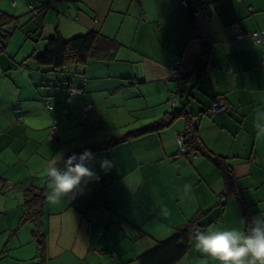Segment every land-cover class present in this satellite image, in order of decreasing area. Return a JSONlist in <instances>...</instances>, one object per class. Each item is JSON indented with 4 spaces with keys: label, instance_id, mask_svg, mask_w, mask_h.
<instances>
[{
    "label": "crops",
    "instance_id": "1",
    "mask_svg": "<svg viewBox=\"0 0 264 264\" xmlns=\"http://www.w3.org/2000/svg\"><path fill=\"white\" fill-rule=\"evenodd\" d=\"M32 1L50 2L38 16L43 35L58 28L68 39L96 29L118 45L110 59L48 73L31 61L18 66L43 50L42 39L26 37L15 50L13 39L9 54L0 55V190L6 187L0 192V264H37L32 224L20 225L26 187H46L48 196L47 167L56 157L172 110L177 61L188 69L182 101L204 146L231 166L239 197L230 196L222 208L219 198L228 191L223 170L201 154L180 151L181 118L92 151L88 166L100 181L74 199H47V264H134L198 210H205L204 230L246 228L242 220L264 213V44L236 38L231 28L238 22L245 31L264 30V0H215L208 18L191 16L179 0H0V8L26 14ZM219 95L228 109L202 112ZM104 159L112 161L107 174L100 169ZM136 227L144 231L140 238ZM195 234L177 264H218L195 249Z\"/></svg>",
    "mask_w": 264,
    "mask_h": 264
},
{
    "label": "trees",
    "instance_id": "2",
    "mask_svg": "<svg viewBox=\"0 0 264 264\" xmlns=\"http://www.w3.org/2000/svg\"><path fill=\"white\" fill-rule=\"evenodd\" d=\"M197 1L206 6L211 4L215 8V0ZM29 7V12L20 15L11 14L0 8V55L2 53L9 54L8 49L11 47L13 39L17 37L16 32L18 30L23 31V34L27 38L29 37L36 42L40 39H46V45L41 52H38L35 49L31 55L24 60L19 61L18 66H28L30 63L28 64L27 62L31 61L35 63L36 68H41L44 73H48L51 70H63L65 67L72 64H85L91 59H110L111 51L118 45L115 38L106 36L96 29L86 34L76 35L67 39L63 37L59 29L56 28L55 33H53V35L51 34L52 36L46 37L42 34L43 24L39 22L38 16L44 15L46 10L51 7L50 2L38 4L32 1ZM183 7L189 9L191 16H197L192 9V2H190L189 7ZM213 13L208 10V16ZM243 31L246 33L264 32V30L261 29L254 31H245L243 29ZM245 38H250L258 44H264V40L262 42H256L252 36H247ZM185 76L186 75H182L180 83L175 79L177 89L176 91L170 92L169 99L172 101V110L165 112L161 117L148 122L146 125L128 130L121 136L113 137L105 142L81 146L66 154L64 158L66 159L72 154L79 155L86 149L91 151L101 150L131 138H137L139 136L158 132L170 127L177 120L183 118L185 121V128L180 135L182 134L184 136L186 151L182 153L186 156L195 153L201 154L219 166L225 173L224 179L228 191L223 198L222 196L219 198L220 205L223 208L227 198L230 196L239 197L236 193L233 170L224 159L218 157L219 155L213 154L212 151L206 148L201 142L197 123L194 120L195 115L193 111H189L186 108V105L182 101L184 93L181 89ZM219 97L220 95L214 97L208 110L204 109L202 112L212 111L213 103ZM227 109L228 105L226 104V109L223 111H226ZM212 112L215 113L217 111ZM55 125L57 126L55 130L56 133L58 125ZM5 188L0 190V192H4ZM24 196V212L20 220V225L25 223L32 224L31 235L37 247L35 255L36 262L37 264H47L48 238L44 220V207L47 203V188L30 185L26 187ZM240 201L242 202L243 200L240 199ZM204 213L205 210H198L185 225L176 228L171 236L163 240H157L153 246L140 253L136 257L134 264H177L180 262L189 253L191 240L196 233V229L199 227L200 231L204 230V226L201 224ZM136 228L140 231V234L136 238H140V236L144 235V231L142 229L140 230L139 227Z\"/></svg>",
    "mask_w": 264,
    "mask_h": 264
},
{
    "label": "clouds",
    "instance_id": "3",
    "mask_svg": "<svg viewBox=\"0 0 264 264\" xmlns=\"http://www.w3.org/2000/svg\"><path fill=\"white\" fill-rule=\"evenodd\" d=\"M95 159L91 150L72 154L66 159L63 154L51 161L47 167L50 203H57L69 197L83 194L91 182H99L101 177L93 171L88 162ZM112 168V161H100V169L107 174ZM246 228L208 227L195 234V249L214 258L218 264H264V213H259L250 220H242Z\"/></svg>",
    "mask_w": 264,
    "mask_h": 264
},
{
    "label": "built area",
    "instance_id": "4",
    "mask_svg": "<svg viewBox=\"0 0 264 264\" xmlns=\"http://www.w3.org/2000/svg\"><path fill=\"white\" fill-rule=\"evenodd\" d=\"M180 4H182L183 6L189 7L190 2H192V9L195 13V15H202L208 18V10L210 12H213L215 10L213 5H204L199 3V1L197 0H179ZM231 28L232 31L234 32V34L236 35L237 38L239 39H243L245 37H249L252 36L254 38V40L256 42H262L264 40V32H253V33H246L243 31L242 27L240 26V24L238 22H234L231 24ZM188 69L185 68L183 65H181L180 61H177L175 66L171 69V77L173 79H176L179 83L181 81V77L184 73H187ZM88 108V106L86 107ZM226 109V103L224 102V100L219 97L214 103H213V107H212V111H223ZM56 125H54L52 134L55 133L56 130ZM178 141H179V147H180V151L184 152L186 151V147H185V139L184 136L181 134L178 137ZM198 231H200V229H197L195 232L197 233Z\"/></svg>",
    "mask_w": 264,
    "mask_h": 264
},
{
    "label": "rangeland",
    "instance_id": "5",
    "mask_svg": "<svg viewBox=\"0 0 264 264\" xmlns=\"http://www.w3.org/2000/svg\"><path fill=\"white\" fill-rule=\"evenodd\" d=\"M1 1H5V0H1ZM59 2V1H58ZM56 17H57V14H56ZM59 20L61 21V24H65V20H64V15L63 14H61L60 15V18H59ZM57 25H58V22H57ZM63 26V25H62ZM49 27V26H48ZM16 35H17V37L16 38H14V39H16L15 41V43H13V50H15V45H17V43H18V41H21L22 39H25L26 38V36L23 34V31H20V30H18L17 32H16ZM21 35H23L24 37L23 38H21ZM53 35V34H52ZM51 34H49V33H46V35H44V36H46V37H50V36H52ZM26 39H28V38H26ZM31 39V38H30ZM40 42V44H43V43H45V45H46V39L45 40H41V41H39ZM29 43H30V41H29ZM176 83V82H175ZM225 102V101H224ZM142 105L144 106L145 104L143 103V101H142ZM143 112H145V111H143ZM141 117H142V120L144 119V115H141ZM140 117V118H141ZM147 122H145V123H141V124H146ZM135 124H136V121H135ZM140 124V125H141ZM134 126V125H133ZM136 126V125H135ZM134 127H131V128H129V129H127V130H130V129H133ZM136 128V127H135ZM126 130V131H127ZM57 143H58V141H57ZM85 144H88V143H85ZM75 148V147H74ZM30 227H31V224L29 223L28 224Z\"/></svg>",
    "mask_w": 264,
    "mask_h": 264
}]
</instances>
